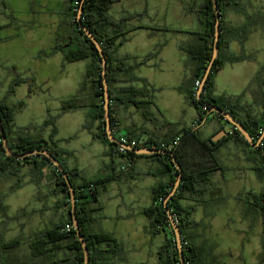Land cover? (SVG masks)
<instances>
[{
    "label": "crops",
    "instance_id": "0c3cea01",
    "mask_svg": "<svg viewBox=\"0 0 264 264\" xmlns=\"http://www.w3.org/2000/svg\"><path fill=\"white\" fill-rule=\"evenodd\" d=\"M43 1L42 5H39V0H12V10H8L7 1L0 0V100L6 98L9 86L16 76L33 78V86L29 83L21 84L9 98L10 105L15 108V128H30L25 136L49 140L53 128H41L40 125L50 115L57 116L61 113L64 101L80 92L84 85V77L86 79L89 61H85L86 65L80 67L82 76L76 81L74 80L76 78L70 79L71 70H76L73 65L80 62L68 63L61 53L50 55L55 47L56 32L61 22L67 18V0ZM50 2L55 5L53 9L49 5ZM131 2L136 7L121 9L125 3L131 5ZM199 2L201 4L203 0ZM156 7L152 0H118L110 10V16L116 20L129 14L145 12L142 17L127 22V29L132 31L129 40L118 48L115 55L118 59L128 57L143 59L159 51L155 58L136 71L141 80L156 89L153 93L150 88L148 89L153 97L151 99L146 96L130 97L133 101L149 100L153 101V104L142 109L132 103H115L112 110L115 137L124 135L150 144L168 137L169 125L178 126V129L195 128L206 141L215 138L222 131L227 132L220 140L229 138L224 140L217 150V157L223 170L216 172L206 183L201 184L200 193H186L181 201V205L190 211L192 224L189 231L194 236L195 244L202 251L206 250L203 251L207 255L206 260L212 262L210 257L212 252L201 242L202 237L197 229L204 219L210 220L205 214L210 213L208 210L211 202L224 195L228 181L226 171L229 168L234 172L232 177L238 181L246 179L247 170L255 171L262 184L261 190L264 188V182L260 180L256 170L260 158L257 148L239 140L234 135L232 126L225 121L209 116L198 123L197 109L180 91L184 80L192 71L189 57L182 50V45L190 40L189 32L201 31L204 28L199 20V9L196 6L189 9L183 4L184 8H180V14L188 20L189 28L176 30L163 22L166 13L159 14ZM16 11L24 12L25 16L19 19ZM45 21L46 25L43 23ZM196 22L201 25L198 29H195L198 24ZM257 32L258 28L250 35L244 46L238 42L231 45L234 54L244 51L255 60L226 64L215 75L214 80L216 96H242V103L251 110V114L261 119L264 117V76L259 80H256V77L264 67V61L257 60L255 55L257 50H246L253 34ZM119 87L128 90L144 89V84L139 81ZM121 98L129 97L122 94ZM94 103H98V100L88 92L80 103L81 108L63 114L56 125V140L59 146L72 153L71 156L63 158L65 167L68 170L77 169L88 180L113 174V161L108 156V146L94 139L84 128L87 114ZM23 115H26L24 120L20 118ZM97 126L98 123L95 124V127ZM244 160L249 162L246 166ZM2 162L0 159V163ZM114 165L117 173L123 171L122 168L125 167L127 175L107 183L100 189L98 200L101 209L95 212L93 224L95 232L112 235L113 240L102 245L103 249L108 250L107 261L109 264H148L151 259L154 264H159L162 250L168 242L169 232L160 231L153 234L152 220L147 217L145 210L154 204L153 190L160 180L159 175L165 171L163 163L148 156L137 157L133 161L117 157ZM34 169L35 165H26L20 169L23 178L21 187H18L19 182L16 178L7 177L0 170V184L7 182L5 186L9 192H19L28 187L33 197L36 196L40 200V205L30 211L32 214L28 221L32 224L29 226L28 222H23L27 224V228L37 230L29 239L41 231L66 224L68 221L66 207L60 205V202L64 201V194L54 192L56 185L53 166L43 169L45 178L39 184L32 181ZM170 178L171 175L168 173L163 181L167 183ZM50 197L52 200H48ZM221 202L218 200L214 203ZM2 203L0 212L3 206L8 211L5 199ZM200 213H203L204 218L201 219ZM156 235H161L158 244L155 243ZM26 247L28 250L26 254L29 255L28 246Z\"/></svg>",
    "mask_w": 264,
    "mask_h": 264
},
{
    "label": "trees",
    "instance_id": "16d2710c",
    "mask_svg": "<svg viewBox=\"0 0 264 264\" xmlns=\"http://www.w3.org/2000/svg\"><path fill=\"white\" fill-rule=\"evenodd\" d=\"M118 0H67L66 2V19L61 22L55 38V47L52 53H61L68 63L81 61H89L86 71V81L80 92L64 101L61 113L57 116H49V118L40 125L41 128L52 127L53 133L49 140L41 138H32L25 136L26 129H16L14 124L15 108L10 105L9 98L15 94L16 88L23 84L29 83L33 86L34 79L30 77L16 76L12 80L8 94L5 99L0 100V120L2 122L5 134L8 138L9 145L17 154H25L35 150H47L51 155L57 158L67 173L70 182L73 186L75 198L77 201V217L79 220L80 233L84 237L85 242L90 251V264H109L107 261V249H103L102 245L111 242L112 235L105 232H95L93 224L95 222L94 214L101 209L98 195L100 189L113 180L120 179L127 175L126 171L117 173L114 161L117 157L133 159L138 156L131 151H127L126 155H121L118 152V145L112 143L106 132L105 109H104V86L102 78V58L94 45L87 37L83 29L80 28L77 15L78 11L84 4V13L82 16L84 25L91 31L95 38L100 42L105 53L108 63V86L110 91V107L111 115L115 103H132L138 108H145L152 105L153 101L138 102L131 100L130 97L146 96L153 97L151 92L156 89L150 87L146 81L141 80L136 71L139 67L146 65L151 59L158 55V50L143 58H124L118 59L115 55L118 48L129 40V34L132 30L127 29V22L131 19L142 17L143 13H135L126 15L120 20H116L110 16L112 6ZM244 0H218L219 18L221 22V39L219 42L220 52L219 57L215 61L211 75L207 80L201 99H197V92L200 87L196 86L199 81L202 83L206 70L212 58L215 26L217 22L216 12L214 9L213 0H203L199 7V20L203 25L201 31L190 32V40L182 45V50L189 57V64L192 67L191 74L186 78L180 87V91L186 95L188 101L194 105L198 111V123L203 122L209 116L216 117L228 123L221 115L210 113L211 106H217L225 112L231 114L243 127L250 133L254 142H258L261 137V132L264 129V117L258 119L251 114L242 103V96H216L215 75L219 73L226 64L239 63L244 61H254L252 55L241 52L234 54L231 51L233 42L244 44L249 39L250 35L258 28V25L263 22L264 16H260L258 21L254 20L245 4ZM241 14L247 20L243 26L234 27L225 21L228 13ZM254 20V21H253ZM264 28V26H263ZM167 30V29H164ZM264 76V67L260 70L256 80ZM143 82L144 89L120 88L123 84H133L135 82ZM1 83V81H0ZM90 92L93 97L98 100L90 107L87 114V119L84 128L88 130L94 139L108 146V156L112 159L113 174L109 176H100L93 180H88L83 177L77 170H68L64 164V157L71 156L72 153L59 146L57 136V122L60 117L72 110L81 108L80 103ZM126 94L129 98L122 99L121 95ZM149 117V116H148ZM98 126L95 127V124ZM229 124V123H228ZM231 125V124H229ZM234 135L244 144L250 145L241 133L231 125ZM112 129L115 130L114 120L112 116ZM170 138V140H168ZM225 137L222 140L214 143L212 139L209 141L203 140L198 130L195 128L178 129V126L169 125V136L159 142H150L148 147L161 150H169L175 154V157L183 170V180L176 193L170 200L169 208L172 214L178 220V225L182 233V243L186 264H214L206 260L207 255L194 242V236L189 231L192 224L190 219V211L181 205L186 193L198 194L199 186L206 183L216 172L223 170V166L217 157V150L222 145ZM177 139H179L177 141ZM177 141V144L174 143ZM251 146V145H250ZM260 158L258 167L256 168L258 176L264 182V140L256 149ZM162 161L164 172L160 174V180L153 190L154 204L145 210V214L152 220V233L160 231H168L169 238L165 247L162 250L159 264H181L180 255L176 244L175 235L171 227L169 218L164 209V201L169 193L174 188L175 182L178 179L179 171L173 163L170 156L154 155L149 156ZM0 170L7 177L12 176L19 182L18 187L23 184L20 169L26 165H35L32 174V181L36 184L44 180L45 174L43 169L50 166V161L42 156L29 157L23 160H17L6 155L3 148L2 136L0 133ZM52 166V165H51ZM54 168V167H53ZM55 179V193L64 194V201L60 205L66 207L68 221L66 224H59L52 229H46L34 235L27 241L13 240L7 243H0V264H84V253L77 232L72 229L66 232L67 225L72 224V206L69 188L63 176L53 169ZM170 174L171 178L166 183L163 181L166 174ZM4 196L0 195V204ZM253 200L250 203V211L262 219L263 223V246H264V188L260 193L248 194V200ZM1 214L6 215V208L2 207ZM22 245H27L29 255L17 261L7 257L9 252L19 249ZM264 264V262L262 263Z\"/></svg>",
    "mask_w": 264,
    "mask_h": 264
},
{
    "label": "rangeland",
    "instance_id": "374dc122",
    "mask_svg": "<svg viewBox=\"0 0 264 264\" xmlns=\"http://www.w3.org/2000/svg\"><path fill=\"white\" fill-rule=\"evenodd\" d=\"M6 1L9 6L8 10H12V0ZM43 2V0H39V5H42ZM152 2L153 5L157 6L156 11L159 14L166 13V18L164 17L163 22H166L169 27L176 30L189 28L187 24L188 20L180 14V8H184L183 4L189 9L190 7L195 8V6L197 9L200 7L199 0H152ZM132 3L131 5H128L130 3H125L126 5H123L121 9L128 10L129 8L136 7ZM243 4H245L248 13L254 16L255 21H258L260 16H264V0H244ZM49 5L52 9L55 7L53 2H50ZM121 9L119 8L120 11ZM15 13L19 19L23 15L25 16L24 12L16 11ZM40 21L42 22L41 18ZM225 21L231 26L240 27L247 20L241 14L231 12L228 13ZM43 23L46 25L47 21ZM263 26V22L258 25V32L253 34L246 46V50L248 51L257 50L255 55L259 62L264 61ZM195 27V29H198L201 25L198 23ZM86 62L83 61L82 63L73 65L76 67V70H71L72 75L70 79L76 78L74 80L77 81L81 78L82 70H80V67L85 66ZM84 80L86 81L85 77ZM67 93H69V88L67 89ZM20 118L24 120L26 115ZM243 163L246 166L249 162L244 160ZM226 175L228 181L224 188V195L218 199L216 198L217 201H214L218 202L220 200L222 202L220 204L211 202L210 209L208 210L210 213L205 214V216L210 217V220L204 219L201 226L197 229L202 237L201 242L207 250L212 252L210 257L214 264H262L264 262V246L262 243L263 223L259 216L250 211V203L253 200H248V194L261 192L262 184L259 182L255 171L247 170L246 179L242 181L235 180L232 177L234 176V172L231 168L226 171ZM5 184L4 182L0 184V195L1 197L4 196L3 198L9 210L4 216L0 213V243H7L13 240L27 241L37 231L27 228V224L29 226L32 224V222L29 223L28 221V218L30 219L31 217L30 214H32L30 211L40 205V200L36 196L33 197V193L28 187L19 192L11 193ZM48 200H52V198L50 197ZM24 209L26 211H23ZM200 216L201 219L204 218L203 213H200ZM155 238V243L158 244L161 235H156ZM26 250V245H22L19 249L9 252L7 257L21 261L26 257L25 255L28 256V253L26 254L28 250ZM148 264H154V261L149 259Z\"/></svg>",
    "mask_w": 264,
    "mask_h": 264
},
{
    "label": "water",
    "instance_id": "95a60500",
    "mask_svg": "<svg viewBox=\"0 0 264 264\" xmlns=\"http://www.w3.org/2000/svg\"><path fill=\"white\" fill-rule=\"evenodd\" d=\"M213 4H214L215 12H216V17H217V22H216V26H215L214 48H213L211 61H210L209 66L206 70V73H205L204 79L201 83V86L197 92V99L198 100L201 99V95H202V92L204 90V86H205L207 80L209 79V77L211 75L213 66L215 64V61L218 59L219 52H220L219 42L221 39V29H220L221 22H220V18H219L218 0H213ZM83 13H84V4H82L81 8L78 11V15H77L78 23H79L80 28L83 29V31L87 35V37L94 43V45L96 46V48H97V50H98V52L102 58V68H103L102 78H103V86H104V100H105L104 109H105L106 132H107L109 140L112 143L119 144V141L115 137V135L113 133V129H112V115H111V107H110L111 99H110V91H109V86H108V79L106 77L107 72H108L107 59H106L105 53L103 51V48H102L100 42L95 38V36L91 33V31L84 25L83 19H82ZM209 112L221 115L229 124L233 125L241 133V135L245 138V140L253 148H258L261 145L262 141L264 140V129H263V132L261 134L259 141L254 142L250 133L231 114L225 112L224 110L220 109L217 106H211ZM0 133L2 136L3 148H4L6 155L8 157H11V158H14L17 160H23L25 158L36 157V156L45 157L46 159H48L50 161V165H52L54 167V169H56L57 172L63 176V178L65 179L66 184L69 188V192H70L71 206H72V210H71V212H72V224H73L75 231L77 232L78 239L80 240L81 245H82V249H83V253H84V264H90V251H89V248L85 242L84 237L80 233L79 220L77 217V201L75 198L74 189H73V186L70 182V179H69L67 173L65 172L64 168L62 167L61 163L57 160L56 157L51 155L47 150H35V151L25 153V154L15 153L9 145V141H8V138L5 134V130L3 128L1 120H0ZM226 135H227V132L222 131L217 136H215V138H213L212 140H213V142L216 143L223 136H226ZM129 151L135 153L138 156H148V157L154 156V155L170 156L173 160L174 165L176 166L177 170L179 171V176H178L177 181L175 182L174 188L172 189V191L169 193V195L167 196V198L164 201V209L167 213V216L169 218L171 227H172L174 235H175L176 244H177V248H178L179 255H180V262H181V264H186V260H185V256H184L183 243H182V233L180 231L179 225L176 223V221L174 219L172 211L169 208V202L176 195V193H177V191L181 185V182L183 180V170H182L180 164L178 163V161L175 157V154L172 151L161 150V149H156V148H140V149L129 148Z\"/></svg>",
    "mask_w": 264,
    "mask_h": 264
},
{
    "label": "built area",
    "instance_id": "2783aa9c",
    "mask_svg": "<svg viewBox=\"0 0 264 264\" xmlns=\"http://www.w3.org/2000/svg\"><path fill=\"white\" fill-rule=\"evenodd\" d=\"M196 86L200 87L201 86V83L198 81L196 83ZM113 133L115 135L116 131H113ZM117 139L119 141V144H117L118 145V152L121 155H126L127 154V151H129V148H132V149H140V148H144L146 146L148 147V145H149L147 143H144V142L142 143L140 141L134 140V139L129 138V137L124 136V135H120L119 137H117ZM178 140L179 139H177V141ZM177 141L174 143L175 145L177 144ZM168 151H171V147L169 148ZM122 170L124 171V170H126V168L123 167ZM174 219H175L176 223L178 224V220L176 219L175 216H174ZM72 229H74L73 225H67L66 226V232H70Z\"/></svg>",
    "mask_w": 264,
    "mask_h": 264
}]
</instances>
